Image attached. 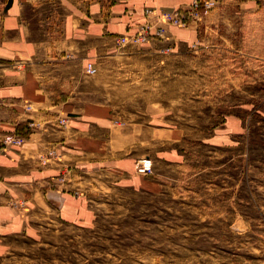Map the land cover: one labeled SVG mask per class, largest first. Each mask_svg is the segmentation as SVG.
<instances>
[{
  "label": "rangeland",
  "instance_id": "1",
  "mask_svg": "<svg viewBox=\"0 0 264 264\" xmlns=\"http://www.w3.org/2000/svg\"><path fill=\"white\" fill-rule=\"evenodd\" d=\"M260 2L191 50H142L165 38L117 46L104 72L117 112L145 125L136 150L152 171L103 176L84 194L79 222L3 238L0 264H264Z\"/></svg>",
  "mask_w": 264,
  "mask_h": 264
},
{
  "label": "crops",
  "instance_id": "2",
  "mask_svg": "<svg viewBox=\"0 0 264 264\" xmlns=\"http://www.w3.org/2000/svg\"><path fill=\"white\" fill-rule=\"evenodd\" d=\"M191 1L0 0V240L79 222L88 188L105 176L136 172L143 145L137 131L145 125L117 112L104 70L118 51L115 37L134 32L145 8L168 11ZM216 1L197 27H170L163 41L142 50L155 56L180 44L191 50L217 22L261 5ZM89 63L94 75L86 73ZM5 134L24 142L4 146Z\"/></svg>",
  "mask_w": 264,
  "mask_h": 264
},
{
  "label": "built area",
  "instance_id": "3",
  "mask_svg": "<svg viewBox=\"0 0 264 264\" xmlns=\"http://www.w3.org/2000/svg\"><path fill=\"white\" fill-rule=\"evenodd\" d=\"M217 6L216 0H192L187 7L177 8L168 11H158L152 8H145V20L131 34L119 35L115 37L118 46L125 43H139L144 40L155 38H166L167 31L172 26L178 27H197ZM97 69L92 64H87L86 73L94 75ZM28 110L30 105L26 107ZM66 119H61L60 123L64 124ZM24 137L17 134H5L1 143L4 146H21ZM54 154L53 151L50 152ZM136 171L148 174L152 171V162L148 157L140 158L136 163Z\"/></svg>",
  "mask_w": 264,
  "mask_h": 264
}]
</instances>
